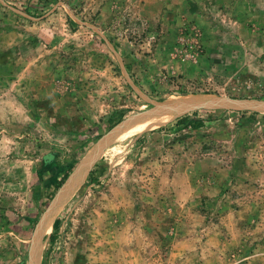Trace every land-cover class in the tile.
I'll use <instances>...</instances> for the list:
<instances>
[{
  "label": "rangeland",
  "instance_id": "1",
  "mask_svg": "<svg viewBox=\"0 0 264 264\" xmlns=\"http://www.w3.org/2000/svg\"><path fill=\"white\" fill-rule=\"evenodd\" d=\"M210 96L264 102V0H0V264L35 242L39 264H264V110L159 109L108 141L119 112Z\"/></svg>",
  "mask_w": 264,
  "mask_h": 264
},
{
  "label": "bare ground",
  "instance_id": "2",
  "mask_svg": "<svg viewBox=\"0 0 264 264\" xmlns=\"http://www.w3.org/2000/svg\"><path fill=\"white\" fill-rule=\"evenodd\" d=\"M225 104H228V101L217 102L214 99H206V98H201V99H196V100L186 99V100H181V101L180 100L174 101L170 104L163 106L160 109L165 110V109L174 108V109H179V110H185V109L194 107L195 105L214 107V106H223ZM166 115L167 114L163 115L162 119L158 118L160 120H157V121L156 120H148V121H142V122L135 121L137 119L130 120V121H123L122 123H120L118 125V126L122 125V128L114 131V129L116 128L115 127L112 131H110L111 133L113 131L114 132L111 134L108 141L114 140L115 138H118V137L122 139L124 137L130 136L131 134H133L135 132L147 129L150 126L154 125L155 122L162 121L166 117ZM132 121H134V122H132ZM129 122H131V123H129ZM108 141H106V142L104 141L103 143H100V145H97L98 144L97 143L96 146L93 147L89 151L88 156H86L85 159L81 162L79 168L71 176V180L61 190L57 199H55L54 203L51 205L49 210L44 215L41 224L37 227L36 232H35L36 240L40 239L42 236H44L50 232L51 227L53 225V222H54L57 214L60 212V210L62 209L65 202L70 198L69 195L73 194L72 191H73L74 187H76L86 177V175H87L88 171L90 170L91 166L93 165V163L99 158V156H100L99 154H101V152H102L103 145L105 143H107ZM64 194H65V197H63ZM39 259H40V251H39L37 242H35L33 247H32L31 263L30 264H39Z\"/></svg>",
  "mask_w": 264,
  "mask_h": 264
},
{
  "label": "water",
  "instance_id": "3",
  "mask_svg": "<svg viewBox=\"0 0 264 264\" xmlns=\"http://www.w3.org/2000/svg\"><path fill=\"white\" fill-rule=\"evenodd\" d=\"M210 98L216 100L217 102L228 101V102H231L233 105L235 104L236 106H240V105H252V106H253V107H251V108H247V109L264 110V102H262V101H249V100L233 99V98H226V97H219V96H210ZM174 101H176V100H174ZM171 102H172V101H170V102H168V103H166V104L160 105V106L157 108V110H155L154 113H150V114H147V115H144V116H129V117H127L126 119L121 120V121H120L118 124H116L112 129H114L115 127H117V126H118L120 123H122L123 121H127L128 119L130 120V119H132V118H137V117H142V118H144L145 116H146V117H150V116H152V115H160V116H163V115H165V112H164V114H163V112H160V113H159V109L162 108L163 106L167 105V104H170ZM197 108H202V107H197ZM197 108H194V109H197ZM206 108H215V107H206ZM217 108H224V107H217ZM230 108H238V107L233 106V107H230ZM238 109H245V108H238ZM191 110H193V109L187 110V111L182 112V113H180V114H183V113L189 112V111H191ZM180 114H178V115H180ZM112 129H111V130H112ZM78 168H79V166L75 169V171H76ZM75 171H74V172H75ZM74 172H73V173H74ZM73 173H71V174L69 175V177H68V178L66 179V181L63 183V185L59 188L58 192L56 193V195L54 196V198L52 199V201H51L50 204L48 205L46 211L43 213L42 217L40 218V220H39V222H38V224H37V227L41 224L44 215H45L46 212L49 210V208L51 207V205L54 203L55 199H57V197H58L59 193L61 192V190H62V189L66 186V184L71 180V176L73 175ZM63 197H65V194H64ZM37 227H36V229H37ZM36 229H35V230H36ZM34 233H35V232H34ZM33 237H34V235H33ZM32 239H33V238H32Z\"/></svg>",
  "mask_w": 264,
  "mask_h": 264
},
{
  "label": "trees",
  "instance_id": "4",
  "mask_svg": "<svg viewBox=\"0 0 264 264\" xmlns=\"http://www.w3.org/2000/svg\"><path fill=\"white\" fill-rule=\"evenodd\" d=\"M120 113V114H119ZM117 114H115V117H118V119L113 123V125H111L110 128H112L114 125H116L118 122H120L124 116L126 115L119 112ZM199 115L198 111H195L193 113V115H186L184 117H181L180 119L177 120V126L179 127H191V128H200L203 126L204 124V119L201 117H197ZM209 116V115H208ZM209 119H212V116L208 117ZM77 164V161H75L70 167H68L67 169L64 170L62 176L60 177V179L56 182L55 186H54V190L49 193L48 196V200L51 201V199L53 198L55 192L63 185V183L66 181V179L69 177V175L72 173V171L74 170L75 166ZM94 171L91 172V174H93ZM58 225V221H56L55 226Z\"/></svg>",
  "mask_w": 264,
  "mask_h": 264
}]
</instances>
